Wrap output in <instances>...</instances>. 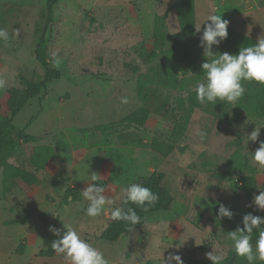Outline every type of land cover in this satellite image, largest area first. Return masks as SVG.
Instances as JSON below:
<instances>
[{
	"label": "rangeland",
	"instance_id": "obj_1",
	"mask_svg": "<svg viewBox=\"0 0 264 264\" xmlns=\"http://www.w3.org/2000/svg\"><path fill=\"white\" fill-rule=\"evenodd\" d=\"M174 1L59 0L53 6L47 62L61 74L13 119L17 149L0 168V264H68L57 253L38 255L50 242L49 226L63 231V223L110 264H163L169 253L212 264L206 256L212 250L247 264L227 237L243 227L244 214L264 217L254 204L246 206L264 190V168L250 153L264 141V84L243 82L237 105H201L194 87L204 78L200 38L210 21L200 32L195 27L221 14L229 27L258 40L264 37V0H193L190 33L179 30ZM44 12L45 0H0V27L9 32V42L0 41V119L12 111L11 93L32 72H43L34 50ZM255 127H261L258 140L245 144ZM198 128L208 133L202 142ZM38 148L49 149L38 150L47 156L42 169L30 162ZM19 169L37 181H24ZM156 171L164 174L170 209L115 242L102 239L111 208L124 199L122 188ZM91 172L107 182L105 194L115 201L96 218L85 215L88 202L81 195ZM221 203L231 219L218 216ZM258 235L254 230L253 244Z\"/></svg>",
	"mask_w": 264,
	"mask_h": 264
},
{
	"label": "clouds",
	"instance_id": "obj_2",
	"mask_svg": "<svg viewBox=\"0 0 264 264\" xmlns=\"http://www.w3.org/2000/svg\"><path fill=\"white\" fill-rule=\"evenodd\" d=\"M206 20L210 23H204ZM202 23H204V27L200 46L203 48V56L206 59L200 66L204 78L202 81H198L194 87L196 99L201 105H215L218 101L237 105L245 95L246 89L243 82L255 81L264 84V37L258 38L255 44L240 47L238 53L219 52L217 55V52L213 51V45L218 46L227 38L229 21L222 19L221 14H210L195 27L197 32H200ZM16 35L18 34L16 33ZM0 41L9 42V32L2 27H0ZM51 55L54 62L58 64L59 61L55 59L58 54L53 52ZM4 86L5 81L0 79V88ZM127 102L126 97H121V103ZM261 127H255L248 133L245 144L249 140L253 142L258 140ZM195 135L202 142L207 138L208 133L206 130L198 128ZM250 153L253 162L264 168V141H260L259 147ZM86 171L88 173V167ZM100 179L101 176L98 173L91 172L84 180L99 181ZM121 191L124 194L123 205H135L143 211H148L149 207L155 206L159 201L157 193L139 183H131ZM105 193L106 187L102 184H89L81 191L82 197L88 202L84 209L86 216L96 218L103 213L106 206L115 204V201ZM252 204L257 210L264 211V190L255 195L251 204L246 206L250 207ZM52 215L57 217L55 214ZM218 216L231 219L233 212L221 203L218 208ZM110 219L124 222L128 231H131L134 225L142 222V217L131 206L127 208L112 207ZM242 224V228L238 226L235 230L228 232L227 238L232 241L233 250L247 264L264 261V217L249 212L242 216ZM63 229L62 231L61 228L49 226V231L59 237L51 243V248L58 255H62L68 264H110L105 254L83 239L71 225L63 223ZM254 230H259V235L253 244ZM206 256L212 264H221L225 258L222 254H214L213 250ZM172 261H175L176 264H184L178 253H169L168 257L163 259V264H171Z\"/></svg>",
	"mask_w": 264,
	"mask_h": 264
},
{
	"label": "trees",
	"instance_id": "obj_3",
	"mask_svg": "<svg viewBox=\"0 0 264 264\" xmlns=\"http://www.w3.org/2000/svg\"><path fill=\"white\" fill-rule=\"evenodd\" d=\"M59 0H45V12H44V22L43 27L41 29L40 36L37 40V44L34 50V57L36 62L41 66L43 72H32L31 76L25 79L23 83V87L14 90L11 93L9 98V103L12 107L11 113L0 119V168H7L9 166L8 159L13 156L17 149V138L12 135V130L14 128L13 119L20 112L22 107H24L31 99L37 96L42 89H44L49 82L54 79L60 77L61 72L58 69L50 68L47 62V50H48V39L46 37V31L52 21L53 16V6ZM260 1V0H255ZM173 10L176 16V22L178 24V28L181 32L190 33L193 31V24L195 21L194 18V1L193 0H175L173 4ZM228 36L225 40H223L218 46L213 45V48L219 55L223 52H228L230 54L238 53L240 47L249 46L251 44H255L257 40L251 36H248L240 31H237L228 26ZM182 59H187L185 53L181 55ZM101 125L88 128L89 130L99 129ZM104 127V126H103ZM38 150L45 152L49 149L38 148L35 150L34 155L30 158V162L34 163L36 168L42 169L44 168L45 162L47 161V156H42ZM51 151V150H50ZM46 153V152H45ZM48 154V153H46ZM18 175L26 182H36L37 178L34 173L25 170L19 169ZM164 178V174L162 172H153L147 179H145L142 183L143 186L150 188L153 192L159 195V201L155 206L149 207L148 211H143L141 208L135 205H123L121 206L127 208L129 206L134 207L138 213L142 217L141 224L138 223L133 226V228L142 225L146 219L154 214L162 213L170 209L172 203V196L169 191L163 187L162 180ZM91 184H102L106 186L107 182L103 179L99 181H91ZM123 202V201H122ZM128 229L124 222H117L111 220L107 227L101 233V238L109 241L115 242L122 235L128 233ZM59 239V237L55 236L53 233L50 236V242L45 249H40L38 251V255L41 257H52L55 255V252L51 248V243ZM23 244H20L17 251L18 254L23 253ZM232 257L228 255L225 257L221 264H235V260H231ZM184 264H208L201 259L195 258H183Z\"/></svg>",
	"mask_w": 264,
	"mask_h": 264
}]
</instances>
